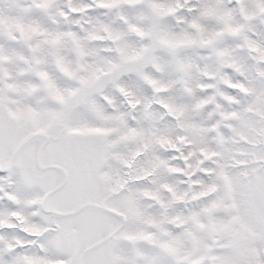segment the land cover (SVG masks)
Wrapping results in <instances>:
<instances>
[{"label": "snow or ice", "instance_id": "1", "mask_svg": "<svg viewBox=\"0 0 264 264\" xmlns=\"http://www.w3.org/2000/svg\"><path fill=\"white\" fill-rule=\"evenodd\" d=\"M0 264H264V0H0Z\"/></svg>", "mask_w": 264, "mask_h": 264}]
</instances>
